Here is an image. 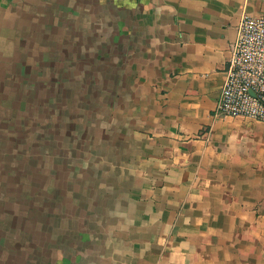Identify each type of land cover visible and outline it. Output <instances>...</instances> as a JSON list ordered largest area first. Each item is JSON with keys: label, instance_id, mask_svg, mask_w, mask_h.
<instances>
[{"label": "crops", "instance_id": "obj_1", "mask_svg": "<svg viewBox=\"0 0 264 264\" xmlns=\"http://www.w3.org/2000/svg\"><path fill=\"white\" fill-rule=\"evenodd\" d=\"M245 14L264 0H0V37L25 26L76 77L19 154L21 264H264V121L213 115Z\"/></svg>", "mask_w": 264, "mask_h": 264}, {"label": "rangeland", "instance_id": "obj_2", "mask_svg": "<svg viewBox=\"0 0 264 264\" xmlns=\"http://www.w3.org/2000/svg\"><path fill=\"white\" fill-rule=\"evenodd\" d=\"M19 24L23 25L26 22L22 21ZM1 32L3 37H0V120L3 122V129L14 132V137L11 138L5 132L0 133L3 136L0 138V149H2L0 152L4 150V154H8L6 157L4 156V160L0 156V181L7 182L5 188L0 184V195H4V200H6L3 204L5 208L0 211V217L5 216L3 215L4 212L8 211L9 218L4 217V226L7 228L16 226L15 234L7 235L16 240L10 242H13V249L19 250L20 253L16 254L15 260L21 264L27 257L28 249L26 243L18 242L17 238L21 240L22 231L27 228V225L22 226L21 224L26 222L22 216L27 209V204L23 202L28 199L27 196H24L28 194V189L24 187V190H21L23 195L13 196L14 190L18 188L16 186L18 174L14 171L22 168L24 159L20 157L19 160V154H27V146L35 139L34 134L38 130L39 120H42L44 110H46L44 106L39 105V102L43 100L45 86L51 87L54 91L59 88L67 89L74 86L76 77L75 74L73 77H67V74L61 73V63L56 66L53 65L54 68L52 66L45 67L42 62L43 45L37 42V39L28 37L25 26L18 28L17 25H5ZM53 41L59 49L61 37H54ZM70 50L71 45H68L65 51ZM57 70L60 73H56ZM65 78H67L66 81L70 80V82H66ZM62 81L67 87H61L60 82ZM65 103L69 105L70 100L67 99ZM48 111L53 112V109L49 108ZM20 122H22L21 127H17ZM12 125L15 126L12 127ZM16 129L20 130L19 134ZM15 134L23 137L27 135V143L20 142V139L15 138ZM32 147L34 146L32 145ZM2 161H4L3 165ZM24 182H27L26 178ZM4 190L5 192H3ZM13 216H15L14 219ZM1 248L4 258L8 255V250L12 249L7 244Z\"/></svg>", "mask_w": 264, "mask_h": 264}, {"label": "built area", "instance_id": "obj_3", "mask_svg": "<svg viewBox=\"0 0 264 264\" xmlns=\"http://www.w3.org/2000/svg\"><path fill=\"white\" fill-rule=\"evenodd\" d=\"M213 115L264 121V14L240 19Z\"/></svg>", "mask_w": 264, "mask_h": 264}]
</instances>
